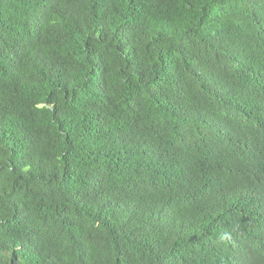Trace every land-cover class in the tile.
<instances>
[{"label":"trees","instance_id":"obj_1","mask_svg":"<svg viewBox=\"0 0 264 264\" xmlns=\"http://www.w3.org/2000/svg\"><path fill=\"white\" fill-rule=\"evenodd\" d=\"M0 264H264V0H0Z\"/></svg>","mask_w":264,"mask_h":264}]
</instances>
